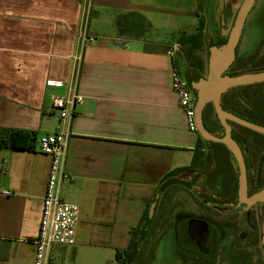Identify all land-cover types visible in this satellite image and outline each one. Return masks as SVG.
I'll list each match as a JSON object with an SVG mask.
<instances>
[{"label": "crops", "instance_id": "crops-1", "mask_svg": "<svg viewBox=\"0 0 264 264\" xmlns=\"http://www.w3.org/2000/svg\"><path fill=\"white\" fill-rule=\"evenodd\" d=\"M203 1L0 0V135L17 129L36 134L34 151L0 148V192H10L0 194V264L33 263L50 165L37 141L59 124L51 103L68 96L83 26L94 41L79 62L82 100L69 121L64 159L70 180L59 187L60 198L79 208L78 223L75 244L53 245L50 259L135 264L141 258L148 235L168 223L163 195L188 187L183 173L195 174L209 145L215 146L186 128L170 88L172 70L192 92L206 78L209 52L216 48L207 37ZM172 45L179 51L170 57ZM196 155L193 171L177 173ZM131 238L133 248L124 253Z\"/></svg>", "mask_w": 264, "mask_h": 264}, {"label": "flooded vegetation", "instance_id": "flooded-vegetation-1", "mask_svg": "<svg viewBox=\"0 0 264 264\" xmlns=\"http://www.w3.org/2000/svg\"><path fill=\"white\" fill-rule=\"evenodd\" d=\"M247 18V28L258 35L254 50L262 53L256 59L264 66V0H254ZM239 43L240 41L237 48ZM237 48L234 63L242 61L236 55ZM253 61L254 59L251 62ZM238 146L244 159L245 198L248 199L258 192H264V141L245 142ZM220 152L223 153L222 157L219 156L218 162L211 163L205 180L217 172L221 161L226 162L228 174L224 182L218 183L224 191H215L217 182L213 179L215 176H212L215 186L213 189L206 186V190L201 192L195 189L194 192L185 193L189 203H183L179 199L175 201L172 220L173 264H264V203L257 201L249 206L238 207V171L234 159L232 158L235 174L229 161L231 155L226 148L210 146L211 157ZM226 153L230 156H226Z\"/></svg>", "mask_w": 264, "mask_h": 264}, {"label": "built area", "instance_id": "built-area-1", "mask_svg": "<svg viewBox=\"0 0 264 264\" xmlns=\"http://www.w3.org/2000/svg\"><path fill=\"white\" fill-rule=\"evenodd\" d=\"M89 3L83 7V19L86 25ZM94 41L85 27L78 33L77 52L73 62L71 80L69 81V92L65 98L52 99L51 107L59 114V124L52 134L40 137L37 141L38 150L41 154L50 158L49 173L45 192L42 197L39 228L37 236L33 241V263L32 264H54L50 259V249L53 245L73 246L75 244V230L78 223L79 208L75 204L63 201L59 196V187L63 181L70 180L64 170V159L69 137V121L74 115L75 107L81 96L76 91L78 81L79 62H81L82 51L85 46ZM179 51V45L170 46L166 54L170 57ZM170 88L178 99V107L185 115L186 128L196 133L194 103L195 95L188 86L187 81L172 70ZM2 196H9L10 192L1 191Z\"/></svg>", "mask_w": 264, "mask_h": 264}, {"label": "rangeland", "instance_id": "rangeland-1", "mask_svg": "<svg viewBox=\"0 0 264 264\" xmlns=\"http://www.w3.org/2000/svg\"><path fill=\"white\" fill-rule=\"evenodd\" d=\"M204 1L202 3V6L200 7V11H201L203 18L205 17L203 21L206 20L207 22V18L209 19L210 25H209L208 33H207L209 35H207V37H210L211 40L214 41L215 48L222 47L227 41L229 31L230 29H232V26H233L235 14L238 11L239 6L243 0H204ZM248 20L249 19L246 16L245 24H244V26L245 25L246 26L243 27L244 29H242L241 31V35L239 39L240 43L237 48L236 55L238 59L242 60L241 61L242 67H240V71L250 73L255 70H259L260 68L264 69V66L262 63H258V60H257L258 57L262 56V53L260 52L257 53V50L256 49L254 50L257 44L258 35H257V32H255L254 30L249 31V29L247 28L248 24H246L248 23ZM253 57H254L253 62H248V60H245L246 58L249 59ZM228 73H229V70L227 71V74ZM253 89L256 90L257 96L260 95L259 98L264 97V82H262L260 86L254 87ZM258 103L262 104L263 106L264 99H259ZM262 110L263 109L261 110L258 109V111L255 112L253 116L254 120H256L259 123L264 120V111ZM213 121H214V118L211 115L210 125H211V122ZM217 134L220 136L221 132L217 131ZM240 137L243 139L242 141L243 143L252 142V141H255V142L264 141V136H261V135H253L252 137V135L250 134L249 135L243 134ZM215 147H217L218 149H223V147H221L220 145H215ZM221 154L223 153L222 152L216 153L215 156L212 157L211 159L212 154L209 151V157H207V159L204 161L202 160L203 163L201 164V167L198 168L195 174L193 173L189 175L187 173H183L181 179L183 181L188 182L189 184L188 187L180 186L176 188V191L169 190L170 192L166 193V195H163L166 200L168 198L169 203L167 204V206L168 205L170 206V214H168L167 219H166L168 223L163 224L162 226L160 225L158 229L159 231L154 232L152 235L151 234L148 235V241L146 243V247H144V250L142 251V256L141 258L137 259L135 264H173L174 262V257L172 255L173 241H172V236H171L172 225L170 224L172 217L170 218V216L172 212L173 214L175 213V201L179 199L183 201V203H189V199L187 197L188 195L185 193L189 194V192H194L195 189H197V192H201L204 189L206 190L205 188L206 186H208V188L213 189L215 186H214V183H212L213 180H211L212 176H215L213 179H216V182H217L216 183L217 186L214 188L216 189L215 191L217 193L219 192L221 193L224 191L222 188L219 187L218 183H220L219 181L224 182V179L226 178L225 176H227L228 174L229 168L226 162L221 161L220 164L218 165V168L216 169L217 172L213 173L211 177L209 176L210 178L205 180L206 173L207 171L210 170L211 163L215 161L218 162L219 156H221ZM226 156H228L227 153H226ZM232 160L233 159L230 156L229 161L231 163L233 173L235 174L236 170H235V166ZM146 232L147 231L141 232L142 237L141 239L138 240L139 246H141L142 244L141 242H143V238L145 237L144 239H146V235H147L145 234ZM145 241L146 240H144V242Z\"/></svg>", "mask_w": 264, "mask_h": 264}, {"label": "water", "instance_id": "water-1", "mask_svg": "<svg viewBox=\"0 0 264 264\" xmlns=\"http://www.w3.org/2000/svg\"><path fill=\"white\" fill-rule=\"evenodd\" d=\"M254 5V0H243L240 4L238 11L235 14L232 29L226 43L219 48L209 52L207 75L206 78L195 84L193 92L195 93V126L196 134L209 144H220L224 146L227 152L232 156L238 171V207L249 206L257 201H263L264 192H258L252 197L246 199V172L243 162V156L238 144L233 140L231 135V127L228 123H233L249 131L264 135V127L251 124L246 120L240 119L234 115L229 114L227 111L220 107L222 95L231 89L250 86L264 82V71L255 73H243L229 77L227 74L230 66L233 65L235 60V48H237L241 31L245 24V19L248 11ZM210 104L211 109L218 121L222 131L221 137L211 135L203 126V110L204 107ZM154 212V205H150L148 216ZM262 245L264 257V221L262 226Z\"/></svg>", "mask_w": 264, "mask_h": 264}, {"label": "trees", "instance_id": "trees-1", "mask_svg": "<svg viewBox=\"0 0 264 264\" xmlns=\"http://www.w3.org/2000/svg\"><path fill=\"white\" fill-rule=\"evenodd\" d=\"M200 27H202V20H200ZM200 30V29H199ZM201 36L200 32L196 35V38H199ZM190 38V37H189ZM225 43V42H223ZM254 58H247L248 62H251ZM240 67H242L241 62H235L232 66H230L229 70V77L248 73V72H241ZM264 71V69L255 70L250 73L260 72ZM262 84V83H261ZM261 84H254V85H246L237 87L231 90L226 91L222 97L220 102V107L227 111L229 114L234 115L240 119L246 120L247 122L255 125H259L264 127V120L260 123L254 120V114L255 112L261 109L264 111V105L258 103L259 99H264V97L259 98L260 95L257 96L256 90H254V87L260 86ZM262 108H261V107ZM261 112V111H260ZM213 116L214 121L211 122L210 125V116ZM203 126L204 128L213 136L221 137L222 136V129L220 128L218 121L211 109L210 104H207L204 107L203 110ZM228 125L231 127V135L233 140L238 145H241L243 142V139L240 137L243 134H250L252 135H260L258 133L252 132L247 130L246 128H243L241 126H238L233 123H228ZM216 131H220L221 135L219 136ZM36 134L34 132L29 131H23L21 129L17 130H10V131H3L0 135V148L3 149H13V150H22L26 152L34 151L35 144H36ZM263 136V135H261ZM212 145H220V144H212ZM223 147L222 145H220ZM229 155V154H228ZM230 156V155H229ZM199 157L196 155L194 159L191 161V165L187 169H180L177 170V173L182 172L183 170H189L193 171L196 167V160ZM134 245V238H131L129 248L127 250H124V253L128 252L129 250H132ZM120 252H116V259L119 258Z\"/></svg>", "mask_w": 264, "mask_h": 264}]
</instances>
